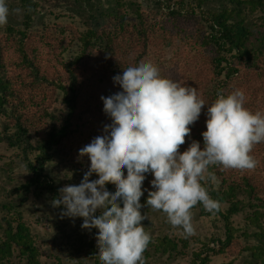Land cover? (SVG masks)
<instances>
[{"label": "trees", "instance_id": "obj_1", "mask_svg": "<svg viewBox=\"0 0 264 264\" xmlns=\"http://www.w3.org/2000/svg\"><path fill=\"white\" fill-rule=\"evenodd\" d=\"M8 5L21 11H11L7 25L0 27V142L25 156L30 178L20 185L18 202L1 205L5 215L0 218V264L10 263L14 252L23 264H41L22 206L28 195L34 200L44 194L50 200L58 196L45 174V166L55 158L67 160L81 175L88 171L90 161L80 157L79 150L111 123L100 97L120 91L113 77L146 60L155 45L193 52L195 66L184 62L195 70L191 73L207 75L193 85L184 84L198 85L207 105L218 92L227 95L235 89L244 91L250 111L264 104V0H8ZM40 47L53 51L64 78H49L38 67ZM206 113L205 106L192 129L201 147ZM258 145L264 151V142L254 148ZM209 170L218 182L203 183L220 208L210 213L198 203L192 210L200 218L220 222L222 234L201 243L190 264H209L236 239L246 243L245 264H264V192L258 193L247 177L232 179L220 165ZM152 179L149 174L143 183L145 196L154 190ZM106 187L114 190L116 185L110 182ZM237 216L244 225L235 228L232 219ZM94 232L95 228L90 234ZM181 243L184 248L187 241ZM148 246L162 255L177 251L166 237ZM88 252L96 254L91 245ZM94 264H100L97 257Z\"/></svg>", "mask_w": 264, "mask_h": 264}, {"label": "clouds", "instance_id": "obj_2", "mask_svg": "<svg viewBox=\"0 0 264 264\" xmlns=\"http://www.w3.org/2000/svg\"><path fill=\"white\" fill-rule=\"evenodd\" d=\"M11 11L21 10H10L8 0H0V27L7 25ZM113 82L121 90L100 97L111 123L78 153L88 157V171L79 185L60 188L50 203L63 209L61 218H80L82 229H97L100 264H145L143 254L152 236L141 223L146 217L140 199L147 191L142 187L147 175L153 177L154 189L148 191L147 206L162 211L186 237L195 235L193 207L200 203L210 213L220 208L203 183L218 182L210 167L256 168L250 153L264 142V111L246 108L241 89L218 92L207 105L195 87L163 77L145 59L122 70ZM205 106L203 147L192 140L181 153L189 126ZM93 175L97 178L90 180ZM110 182L114 190L106 187Z\"/></svg>", "mask_w": 264, "mask_h": 264}, {"label": "rangeland", "instance_id": "obj_3", "mask_svg": "<svg viewBox=\"0 0 264 264\" xmlns=\"http://www.w3.org/2000/svg\"><path fill=\"white\" fill-rule=\"evenodd\" d=\"M59 23L68 24L70 21L59 20ZM3 28H0V37ZM3 36V35H2ZM156 46L151 48L149 57L146 60L153 62L163 77L179 81L180 83L191 82V85L202 80V72H194L184 60L193 62L194 66L197 59L192 53L185 51L184 53L179 49L162 48L157 51ZM53 51L45 47L39 48L38 67L42 72L49 74V78L54 75H61L63 77L64 68L55 62L56 57H53ZM191 55V59L186 57ZM186 71L189 73H186ZM64 78V77H63ZM199 93L198 85L195 87ZM37 91V89H35ZM259 111H264V104L260 103ZM53 108V105L51 106ZM56 107V105L54 106ZM59 107V106H57ZM257 111V110H256ZM192 126V127H191ZM191 128L190 137H185V144L180 146L179 151H185L192 138L193 125ZM2 126L0 121V132ZM263 145V143H262ZM256 161L257 166L253 170H238L225 169L226 175L231 176L232 179H240L247 177L253 180L260 191L264 192V151L262 146L253 147L250 153ZM29 160L33 156L29 155ZM45 174L48 179L52 181L51 185L57 188V192L65 185H79L84 175L72 170L67 160L55 158L53 162L45 166ZM30 178L26 169L25 156L17 149H10L4 142H0V218L5 215L1 205L15 204L21 197L20 185L25 184ZM97 177L93 175L90 180ZM145 198L144 202H140L144 207L141 208V214L145 215V219L141 222L147 231L151 233L154 245L163 237H166L177 245V251L169 254L154 253L153 246H148L149 254H143L145 264H190L192 253L199 251L202 247L201 243H207L211 238H215L222 234L221 223L213 217L200 218L194 210L193 226L195 228V235L186 237L182 230L170 225L167 221L166 215L160 210H154L151 206H147L146 200L148 195H143L141 199ZM264 199V197H262ZM50 196L44 194L41 199L34 200L31 195H28L26 203L22 206L23 221L28 226L32 236L34 237L35 245L39 251V262L41 264H94V257L98 252L97 237L90 234L89 230L82 229V220L80 218H61L60 208H53L51 206ZM122 207V204H121ZM99 211V210H98ZM235 228L244 225L242 216H237L232 219ZM181 240H186V246H182ZM90 245L96 252L95 256H89ZM212 244H210L211 246ZM246 243L242 240L236 239L230 247L223 251L222 254L212 256L209 264H245V253L242 248ZM216 249V247H215ZM14 252L10 263L8 264H23L19 261ZM98 262L100 263L99 259Z\"/></svg>", "mask_w": 264, "mask_h": 264}]
</instances>
